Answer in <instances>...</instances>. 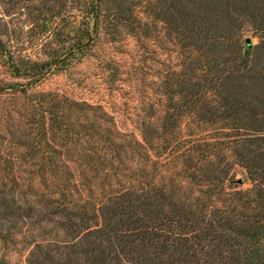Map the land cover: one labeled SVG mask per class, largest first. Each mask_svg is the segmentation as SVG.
I'll return each mask as SVG.
<instances>
[{"label":"trees","instance_id":"1","mask_svg":"<svg viewBox=\"0 0 264 264\" xmlns=\"http://www.w3.org/2000/svg\"><path fill=\"white\" fill-rule=\"evenodd\" d=\"M22 2L30 28L0 19V63L25 81L0 86L25 106L0 244L25 264H264V0ZM157 25L180 62L139 137L102 106L28 92L100 37L146 39Z\"/></svg>","mask_w":264,"mask_h":264},{"label":"rangeland","instance_id":"2","mask_svg":"<svg viewBox=\"0 0 264 264\" xmlns=\"http://www.w3.org/2000/svg\"><path fill=\"white\" fill-rule=\"evenodd\" d=\"M26 6L22 0H0V19L16 34L32 26L28 15L32 11ZM154 36L141 39L123 31L115 36H102L90 56L65 72L48 75L28 92H57L78 102L102 106L120 131L139 137L138 125L147 116L148 109H158L164 102L158 90L163 76L169 66L177 67L180 62L177 49L164 39L159 25ZM247 38L253 45L258 42L251 34ZM14 44L20 42L15 40ZM36 45L35 39H30L25 44L27 54L35 56ZM15 82L25 84L24 80L13 78L0 63V86ZM11 97L0 95V129L2 125L6 127L5 133L0 131V176L4 175L0 190L8 194L12 190L9 176L21 175L23 168H10L5 160L14 162L19 153L12 142L17 121L25 112L23 103ZM25 257L20 247L13 249L0 244V264H25Z\"/></svg>","mask_w":264,"mask_h":264},{"label":"water","instance_id":"3","mask_svg":"<svg viewBox=\"0 0 264 264\" xmlns=\"http://www.w3.org/2000/svg\"><path fill=\"white\" fill-rule=\"evenodd\" d=\"M246 43L247 44H250L251 43V40L249 38L246 39ZM240 183V182H239Z\"/></svg>","mask_w":264,"mask_h":264}]
</instances>
